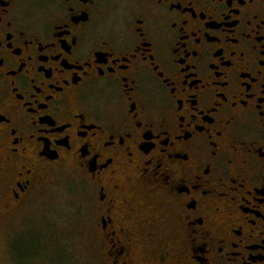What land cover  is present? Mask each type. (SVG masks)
<instances>
[{
  "label": "flooded vegetation",
  "instance_id": "obj_1",
  "mask_svg": "<svg viewBox=\"0 0 264 264\" xmlns=\"http://www.w3.org/2000/svg\"><path fill=\"white\" fill-rule=\"evenodd\" d=\"M262 60L264 0H0L2 209L70 174L107 264H264Z\"/></svg>",
  "mask_w": 264,
  "mask_h": 264
},
{
  "label": "rangeland",
  "instance_id": "obj_2",
  "mask_svg": "<svg viewBox=\"0 0 264 264\" xmlns=\"http://www.w3.org/2000/svg\"><path fill=\"white\" fill-rule=\"evenodd\" d=\"M77 177H45L29 201L6 213L0 199V264H107Z\"/></svg>",
  "mask_w": 264,
  "mask_h": 264
},
{
  "label": "snow or ice",
  "instance_id": "obj_3",
  "mask_svg": "<svg viewBox=\"0 0 264 264\" xmlns=\"http://www.w3.org/2000/svg\"><path fill=\"white\" fill-rule=\"evenodd\" d=\"M232 2V0H231ZM264 61V60H262ZM97 154L100 153V149L98 148L96 150ZM126 155H127V164L132 165L133 164V153L131 151L130 146H126ZM157 157V164L154 165V168H156L157 171H159V168L163 166V158L160 157V153L157 152L155 154ZM144 160L146 162L145 164V171H147V165L153 164V156L151 155H145ZM109 164L112 165L111 168H109ZM100 166L104 169H107V175L111 177H115V179H111L110 182L116 187L120 188L121 184H124L128 182L131 179V172L124 173L123 176H120V172L122 170V165L119 162H116L115 157L112 154H109L108 156H105L103 159L100 160ZM156 172H153V175H155ZM106 195V194H105ZM128 196H135L136 193L132 188L128 189L127 192ZM194 199L195 197H191ZM141 203H144V201H141ZM129 218H131V213L129 214Z\"/></svg>",
  "mask_w": 264,
  "mask_h": 264
}]
</instances>
